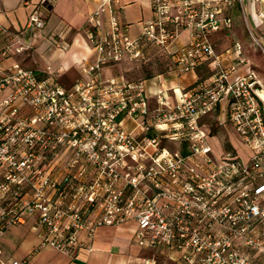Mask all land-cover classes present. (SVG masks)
I'll return each mask as SVG.
<instances>
[{"label": "built area", "instance_id": "obj_1", "mask_svg": "<svg viewBox=\"0 0 264 264\" xmlns=\"http://www.w3.org/2000/svg\"><path fill=\"white\" fill-rule=\"evenodd\" d=\"M149 2L152 17L137 37L114 9L91 14L94 59L81 63L70 87L0 63V236L30 224L40 248L75 257L93 250L82 234L132 225V245L163 250L177 264H257L250 250H264V90L252 69L229 80L248 60L236 42L218 54L212 37L232 30L234 8L264 0ZM51 3L39 2L25 30L44 28ZM257 17L264 22V7ZM23 37L9 33L2 56L29 50ZM152 46L172 58L177 74L202 66L213 73L172 93L159 82L153 94L143 80L105 75L108 65L143 59ZM216 110L246 157L214 154L202 120ZM2 256L0 249L6 264Z\"/></svg>", "mask_w": 264, "mask_h": 264}, {"label": "crops", "instance_id": "obj_2", "mask_svg": "<svg viewBox=\"0 0 264 264\" xmlns=\"http://www.w3.org/2000/svg\"><path fill=\"white\" fill-rule=\"evenodd\" d=\"M40 1L0 0V56L4 46L9 41V33L24 32L23 41L31 46L30 51H25L32 54V61L37 67L36 70L45 72L47 76L57 74L59 77H66L69 74L70 76L68 75V78H66L69 81L68 86L63 85L65 87H70L80 78L81 63L84 60L94 59L86 35L90 29L89 18L95 10L101 8V6L114 9L119 19L128 26L129 34L132 37L139 36L142 23L152 17L149 0H52L51 5L45 11L46 24L44 28L25 30L30 13ZM244 7V11L239 6L233 9V27L236 26V29L242 33L243 27L246 26L248 30L251 28L258 35H263L264 22L258 20L257 12L264 6L246 2ZM108 17V11L100 12L99 19L102 23V31L106 28ZM241 21H244V24ZM66 27L69 28V31L65 36L63 34L61 38H54L55 34L62 33ZM5 31L8 33H5ZM187 38L188 34L185 32L182 41H186ZM262 38L264 39V36ZM17 58L18 55H12L5 59L3 63H18L20 65ZM246 66H240L237 71L238 74H243ZM200 68L197 69L198 74ZM161 74H168L172 77L182 75L170 70L166 73H159L145 78L143 81L145 82V80ZM199 77V75L187 74L184 76V82L185 84L194 83ZM164 87L167 90L169 89L165 83ZM146 88L150 94L157 90V87L154 86L146 85ZM174 88L181 89V87L176 86ZM151 101L153 104L154 98ZM132 228V225L121 228L102 227L96 231L92 239L82 234L80 238L87 245H91L93 250L90 253L82 251L78 256L72 257L53 248H40V237L32 231L30 224H26L11 227L1 235L0 249L3 252L2 259L6 264H10L12 260L22 259H28L29 264H120L117 261L127 262L133 260L135 256H142V250L158 252L173 264H177L163 250L138 248L139 254L131 255ZM251 257L257 264H264V256Z\"/></svg>", "mask_w": 264, "mask_h": 264}, {"label": "rangeland", "instance_id": "obj_3", "mask_svg": "<svg viewBox=\"0 0 264 264\" xmlns=\"http://www.w3.org/2000/svg\"><path fill=\"white\" fill-rule=\"evenodd\" d=\"M244 24V21H241ZM244 30L242 33L236 29V26L233 27V30L230 32H221L213 36V41L216 46V52L218 54L225 52L228 48H231L236 42L241 47V52L244 57L248 60L246 69L243 70L244 73L254 70L258 79L262 84L264 90V39L263 35H258L254 30L249 28V30L243 27ZM253 32L256 39L259 41L257 43L251 35ZM30 51V50H29ZM29 51L23 53H17L12 55H18L17 61H19L22 68L26 70H36V65L32 61V54ZM20 54V56H19ZM12 55H9L12 56ZM144 58L140 60H124L120 63L108 65L104 69L105 75L112 76H124L128 80L138 81L145 78H149L159 73H166L174 68V62L172 58L163 52H160L155 46L149 47L145 50ZM8 57L0 56V63H2ZM239 69V68H238ZM238 71V70H237ZM234 72L229 76L230 81H234L239 76L244 75ZM242 72V71H241ZM212 70L208 66H203L199 69V74L197 70H193L190 73H184L179 77H172L168 74L157 75L154 78L145 80L147 86L157 87L159 82H164L166 87L169 88V92L172 93L174 86L181 87V89L189 88L193 82L185 84L184 76L187 74H192L195 76H200V79H205L212 74ZM69 74H67L68 76ZM72 75V73H71ZM59 77L55 74L53 77L56 78L58 83L68 86V77ZM70 76V75H69ZM41 77H47V75H41ZM183 85V86H181ZM219 111L216 110L212 114L206 116L202 122L205 123L211 130L210 143L213 147L214 154L217 157H221L222 154L226 155L228 152L236 153V156L246 157L249 153V150L243 146L240 139L232 129L231 125L228 122L224 124L220 123L218 119ZM166 145L171 149H178L180 146L178 143H173L168 140H164ZM142 256H135L133 260L129 261H117L120 264H173L171 261L166 259L165 256L160 255L158 252L145 251L142 250ZM131 255L139 254V249L134 245L130 248ZM250 256H264V250H250Z\"/></svg>", "mask_w": 264, "mask_h": 264}, {"label": "trees", "instance_id": "obj_4", "mask_svg": "<svg viewBox=\"0 0 264 264\" xmlns=\"http://www.w3.org/2000/svg\"><path fill=\"white\" fill-rule=\"evenodd\" d=\"M37 75L41 76L42 74L43 75H47L45 72H41L39 70H33Z\"/></svg>", "mask_w": 264, "mask_h": 264}, {"label": "bare ground", "instance_id": "obj_5", "mask_svg": "<svg viewBox=\"0 0 264 264\" xmlns=\"http://www.w3.org/2000/svg\"><path fill=\"white\" fill-rule=\"evenodd\" d=\"M262 96H264V91L260 92Z\"/></svg>", "mask_w": 264, "mask_h": 264}]
</instances>
